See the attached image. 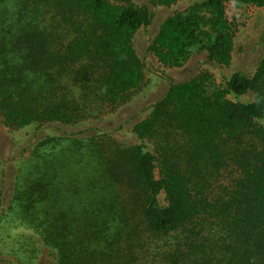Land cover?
I'll list each match as a JSON object with an SVG mask.
<instances>
[{"label":"trees","instance_id":"trees-1","mask_svg":"<svg viewBox=\"0 0 264 264\" xmlns=\"http://www.w3.org/2000/svg\"><path fill=\"white\" fill-rule=\"evenodd\" d=\"M228 3L264 7L194 0L147 51L166 67L195 50L228 65ZM153 15L108 0H0V123L73 124L125 103L145 70L132 37ZM132 131L129 143L105 131L37 139L7 220L38 235L50 264H264V60L219 83L207 71L169 79Z\"/></svg>","mask_w":264,"mask_h":264},{"label":"rangeland","instance_id":"rangeland-1","mask_svg":"<svg viewBox=\"0 0 264 264\" xmlns=\"http://www.w3.org/2000/svg\"><path fill=\"white\" fill-rule=\"evenodd\" d=\"M108 1L114 5H145L153 11L154 15L149 28H139L132 37L134 50L145 63L144 78L125 103L103 108L98 115H94L95 117L89 113L85 120L77 123L63 124L47 121L39 125L17 127H8L0 123V171L2 170L5 174L0 198V264L51 263L38 235L27 226L7 220L5 212L11 197L15 175L24 164L22 159L29 155L28 148L33 142L46 136L65 134L75 138L84 136L92 138L91 135L94 134L104 136L103 131H105L104 134L111 133L117 140L133 142V125L149 115L154 103L167 89L169 79L175 83L183 82L202 71H207L214 81L219 83L222 75H229L233 71L253 76L259 63L264 60V7L253 5L235 7L229 3L226 5V15L233 31L231 59L228 65L217 66L208 61L203 53L195 50L183 65L166 67L147 51V46L166 17L175 11L185 9L194 0H170L169 4L165 3L166 0ZM15 7L20 6L16 4ZM58 11L62 12L61 9ZM24 12H26L25 9ZM66 34L70 33L66 32L64 36ZM159 72L165 77L160 76ZM91 128L93 130L90 132L79 133ZM99 130L102 131L98 132Z\"/></svg>","mask_w":264,"mask_h":264}]
</instances>
